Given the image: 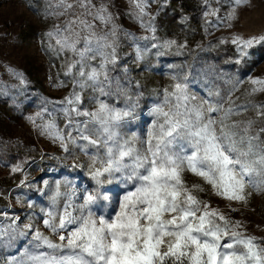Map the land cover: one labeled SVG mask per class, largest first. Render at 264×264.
Returning <instances> with one entry per match:
<instances>
[{
    "label": "snow or ice",
    "instance_id": "6c2138e0",
    "mask_svg": "<svg viewBox=\"0 0 264 264\" xmlns=\"http://www.w3.org/2000/svg\"><path fill=\"white\" fill-rule=\"evenodd\" d=\"M248 2L234 0L235 5ZM135 4L140 14H145L143 0H135ZM57 7L61 9L58 15L69 18L46 36L54 39L58 52H71L78 58L68 64L65 75L79 65L82 79L78 85L98 93L93 98L96 107L81 110L79 92L61 101H48L63 105L59 110L66 117L74 113L85 118L76 122L69 119L66 127L72 130L67 135L54 120L37 125L42 113L27 119L40 128L41 135L59 142L65 152H69V144L75 145L87 157L86 163L75 166L87 169L96 187L83 190L82 202L75 203V192H62L57 181L50 190L51 210L44 213L43 225L58 236L59 242L25 224V229L34 231L33 247L50 251L25 250L16 264H264L261 242L239 231V221H230L200 200L194 193L203 189L199 185L189 187L183 178L185 172L201 177L215 195L231 201L246 202V187L257 193L264 191V127L254 134L255 121L234 119L240 106L231 93L226 106L218 92L215 100H196L189 96L184 83L175 82L163 90L162 101L150 108L152 119L146 134L123 138L119 129L131 115V107L118 108L99 98L123 91L110 76L119 46L113 14L107 5L97 6L93 0H57ZM226 19H236L235 9ZM231 43L238 53L235 63L241 64L248 58L249 49L264 46V35H235ZM173 44L175 41H166L164 46ZM172 79L176 81L177 77ZM247 82L251 87L245 91L246 96L264 92V78L250 77ZM236 90L234 86L232 91ZM249 104L264 117V105ZM12 171H20L19 165ZM117 173L125 190L117 198L113 213L98 214L93 206L101 199L109 200L107 194L100 195V188ZM44 183L47 187L48 182ZM62 198L65 202L60 210ZM20 219L3 214L0 242L4 236L11 240L13 233L20 231Z\"/></svg>",
    "mask_w": 264,
    "mask_h": 264
},
{
    "label": "rangeland",
    "instance_id": "374dc122",
    "mask_svg": "<svg viewBox=\"0 0 264 264\" xmlns=\"http://www.w3.org/2000/svg\"><path fill=\"white\" fill-rule=\"evenodd\" d=\"M93 3L107 5L118 26V60L110 76L123 91L99 98L118 108L131 107V115L119 129L123 138L146 134L152 119L148 115L150 108L162 101L163 90L175 82L184 83L189 96L196 100H215L209 93L222 91L226 106L231 93L232 100L240 106L234 119L255 121L254 134L264 127V117L249 104L251 101L264 105V92L245 95L251 87L248 78H264V46L249 49L248 58L236 64L238 53L231 43L235 35L244 38L264 35V0H249L242 5H235L234 0H198V11L190 9L183 0H143V15L135 0H93ZM233 9L236 19L229 21L226 18ZM59 11L57 0H0V220L5 213L21 218L20 231L13 233L11 240L4 236L0 242V264H16L25 250L50 251L46 247H33L35 228L59 242L58 236L43 225L44 213L51 210L50 190L57 181L61 182L62 192H75V203L82 202L83 190L96 187L87 169L75 166L87 161L75 145L69 144V152H65L59 142L41 135L40 128L27 119L42 113L36 119L37 125L54 120L57 128L67 135L72 130L71 126L66 127L69 119L76 122L85 118L74 113L66 117L59 110L63 105L48 101H61L79 92L83 101L81 110L96 107L93 98L98 93L78 85L82 79L78 75L79 65L65 75L68 64L78 58L71 52H58L54 39L46 36L69 18L58 15ZM166 41L175 44L165 47ZM153 44L159 47L154 48ZM238 80L242 81L239 85ZM234 86L238 90L232 91ZM17 165L20 171L13 172ZM183 178L189 187L199 185L203 189L194 193L200 200L230 221H239L238 230L255 236L264 247L263 191L257 193L246 187V202L231 201L215 195L211 185L201 177L185 172ZM65 180L69 183L64 184ZM125 187L120 173L110 182L106 180L100 195L107 194L109 200H99L93 211L113 213ZM64 202L62 198L60 210ZM25 224L33 225V229H25Z\"/></svg>",
    "mask_w": 264,
    "mask_h": 264
},
{
    "label": "trees",
    "instance_id": "16d2710c",
    "mask_svg": "<svg viewBox=\"0 0 264 264\" xmlns=\"http://www.w3.org/2000/svg\"><path fill=\"white\" fill-rule=\"evenodd\" d=\"M184 1V3H186L187 5H188V7L190 8V9H192V10H195V11H198V0H183ZM183 3V2H182ZM220 93V96L221 97H223L224 98V95L222 94V91H218V90H216L215 92H214V94L215 93ZM213 94V96H214V98H216L215 97V95ZM225 100V99H224ZM71 173V172H70ZM76 173V172H75ZM75 173H73V174H75ZM77 174H81V172H77ZM264 192V191H263ZM4 204H5V202H3Z\"/></svg>",
    "mask_w": 264,
    "mask_h": 264
}]
</instances>
